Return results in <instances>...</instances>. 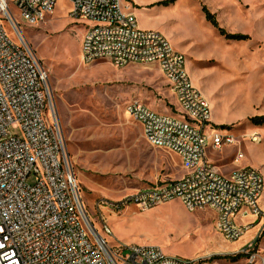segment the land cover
<instances>
[{
  "label": "rangeland",
  "instance_id": "1",
  "mask_svg": "<svg viewBox=\"0 0 264 264\" xmlns=\"http://www.w3.org/2000/svg\"><path fill=\"white\" fill-rule=\"evenodd\" d=\"M14 1L9 4L22 35L48 72L67 158L96 230L111 246H159L167 255L195 264H250L239 249L243 240L229 241L216 230L212 208L190 211L180 199L148 211L135 205L102 207L106 200L121 203L141 188L157 187L185 173L179 155L152 146L143 124L126 111L137 99L157 112L179 116L171 86L157 64L117 67L109 60L84 62L83 40L92 22L71 17L68 0H58L55 12L39 24L24 21ZM163 1L123 0V5L132 6L144 30L164 34L185 54L192 80L211 103L209 130H227L239 140L221 150L209 149L218 170L252 166L264 175V125L252 120L264 115V0ZM204 6L228 33L248 38L221 34L207 19ZM6 25L15 38L13 27ZM239 147L245 158L237 165ZM260 205L264 210V194ZM102 216L113 236L105 233ZM257 221L264 224V213ZM259 242L264 255L263 236Z\"/></svg>",
  "mask_w": 264,
  "mask_h": 264
},
{
  "label": "built area",
  "instance_id": "2",
  "mask_svg": "<svg viewBox=\"0 0 264 264\" xmlns=\"http://www.w3.org/2000/svg\"><path fill=\"white\" fill-rule=\"evenodd\" d=\"M68 1L71 17L92 22L83 40L84 62L157 64L180 108L179 116L164 114L135 99L126 111L143 124L152 146L179 155L185 174L141 188L121 203L106 200L102 207L135 205L148 211L180 199L190 211L214 209L216 230L229 241L241 239L264 213V175L252 166L236 167L226 175L209 158L210 148L240 142L227 130H209L211 103L192 80L185 54L164 34L141 29L132 6H124L123 0ZM14 3L24 21L39 24L55 12L58 0ZM22 34L9 0H0V264H195L167 255L159 246H111L96 230L67 158L48 72ZM244 158L239 147L234 162L240 165ZM100 220L105 233L113 236L106 219ZM261 234L240 250L250 264H264Z\"/></svg>",
  "mask_w": 264,
  "mask_h": 264
},
{
  "label": "trees",
  "instance_id": "3",
  "mask_svg": "<svg viewBox=\"0 0 264 264\" xmlns=\"http://www.w3.org/2000/svg\"><path fill=\"white\" fill-rule=\"evenodd\" d=\"M175 1L176 0H165V1L160 2V3H174ZM203 11L205 12L207 19L209 21H211L216 27H218L219 30H220V32H221V34L225 35L227 38L240 39V40H243V39H247L248 38V35H243V34H230V33H228L224 28H222L220 26V24H219L216 16L206 6L203 7ZM252 120L257 125H264V115L258 116V117H254V118H252ZM262 236L264 237V232H263ZM239 256H242V254H239ZM239 256H237L233 260H236Z\"/></svg>",
  "mask_w": 264,
  "mask_h": 264
},
{
  "label": "crops",
  "instance_id": "4",
  "mask_svg": "<svg viewBox=\"0 0 264 264\" xmlns=\"http://www.w3.org/2000/svg\"><path fill=\"white\" fill-rule=\"evenodd\" d=\"M134 13H136V15H137V12H135L134 11ZM137 17H138V15H137ZM138 25H139V27L141 28V29H143V27L140 25V23H139V19H138ZM182 165V164H181ZM233 170V169H232ZM231 171H229V172H227V173H224V174H226V175H228L229 173H230ZM185 174V173H184ZM183 174V175H184ZM182 175V176H183ZM181 176V177H182ZM181 177H179V178H181ZM176 179H178V178H176ZM176 179H173V180H176ZM173 180H171V181H173ZM250 221H254L255 220V217H249L248 218ZM263 227H264V224L260 221H254V225L243 235V237L241 238L243 241H242V244H241V247L239 248V249H241L244 245H246L250 240H252V239H254L255 237H257L258 235H259V233L260 232H262V234H263ZM262 234H261V236H262ZM262 237H260V239H261ZM241 239H239V240H241ZM239 240H237V241H239ZM238 249V250H239Z\"/></svg>",
  "mask_w": 264,
  "mask_h": 264
},
{
  "label": "bare ground",
  "instance_id": "5",
  "mask_svg": "<svg viewBox=\"0 0 264 264\" xmlns=\"http://www.w3.org/2000/svg\"><path fill=\"white\" fill-rule=\"evenodd\" d=\"M258 140V138H256Z\"/></svg>",
  "mask_w": 264,
  "mask_h": 264
},
{
  "label": "water",
  "instance_id": "6",
  "mask_svg": "<svg viewBox=\"0 0 264 264\" xmlns=\"http://www.w3.org/2000/svg\"><path fill=\"white\" fill-rule=\"evenodd\" d=\"M88 216V215H87ZM94 228V227H93Z\"/></svg>",
  "mask_w": 264,
  "mask_h": 264
}]
</instances>
